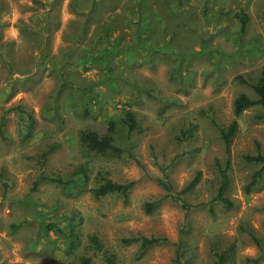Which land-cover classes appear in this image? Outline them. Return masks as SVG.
<instances>
[{"label": "rangeland", "instance_id": "374dc122", "mask_svg": "<svg viewBox=\"0 0 264 264\" xmlns=\"http://www.w3.org/2000/svg\"><path fill=\"white\" fill-rule=\"evenodd\" d=\"M263 65L264 0H0V264H106V253L115 264H177L179 254V264H217L223 251L224 264H264V177L244 192L259 166L243 156L264 153L259 105L237 118L230 145L234 206L213 200L226 159L219 128L239 93L257 97L235 77L255 83ZM19 104L35 121L29 135L8 110ZM109 121L139 164L80 142ZM106 179L135 181L126 201L93 194ZM138 235L167 241L122 242Z\"/></svg>", "mask_w": 264, "mask_h": 264}, {"label": "trees", "instance_id": "16d2710c", "mask_svg": "<svg viewBox=\"0 0 264 264\" xmlns=\"http://www.w3.org/2000/svg\"><path fill=\"white\" fill-rule=\"evenodd\" d=\"M237 18L239 19V22L241 24V28L244 29L247 21L246 15L242 13H237L236 14ZM61 78V77H60ZM62 79V78H61ZM235 79L238 80L240 83H245L248 86L252 88L254 93L256 94V98H250L247 94L241 92L239 93L233 100V115L234 118L232 121L224 128H219V133H220V138L224 144L225 148V153H226V159L224 166L222 167L218 161H216V166H217V171L219 172V175L221 177L219 187L217 189V193L214 196L213 200H218L222 202L226 207L232 208L234 206V203L224 195L226 188H227V183H228V174L227 171L230 168V145L233 137L237 133L238 129V122L237 118L243 113L244 110H246L249 107H252L254 105H259L262 107L263 111L260 113H257L255 116L257 119H264V65L261 68L260 71V77L255 83H249L244 79L242 75H237ZM8 110L10 111H17L21 116H25V120L27 121L25 128H26V134L29 135L31 132V129L35 123L34 118L32 114L23 106V105H16ZM3 120H4V115L2 116L0 120V139L5 140V135L3 134ZM122 122H124L127 125L128 132H132L134 128L136 127V120L133 116V113L131 111H126L122 117ZM113 131H114V122L109 121L107 130L104 134H98L97 132L93 130H81L79 132V140L80 142L86 146L87 149L94 151L99 154H115V155H121L123 153H127L129 157L135 158V155L130 149H124L121 148L113 143ZM186 137L191 136L192 134V129H187L183 133ZM257 152L255 154H245L243 157L247 162L254 163L259 166L258 169L253 171L251 174L249 181L245 184L244 186V192L249 193L252 188L257 186L258 182L264 177V153L260 151L259 146L257 145ZM136 162L139 164V161ZM163 173V178L160 179L159 182L164 186V188L167 191H170V185L166 181L165 183V170L163 167H160ZM198 174L195 178H193L187 186H185L180 193L187 191L197 180ZM135 181L131 180L128 182L124 183H119V182H114L110 179H106L103 181L100 185H98L95 188H92V192L95 196L101 197L105 196L107 194H119L122 195L124 200L126 201L128 198L129 191L133 187ZM167 197L171 196L170 193L166 194ZM179 196V195H178ZM156 203L151 202L148 203L146 202L144 204L145 210L147 213L150 212L152 206H154ZM184 208H187L185 203H182ZM209 211L212 213V209L210 208ZM53 228L52 225L47 224L45 226V230L49 231ZM89 241L91 244H93L98 250L102 248V244L99 241V239L92 235L89 237ZM167 238L166 237H146V236H134V237H129V238H124L122 239L123 243H136L139 242L140 248H147L149 246H152L157 243L161 242H166ZM177 247V254L181 250L180 242L176 243ZM181 254L176 256V262L179 264V259H180ZM264 256V254H263ZM104 259L106 264H115V255L112 253H106L104 255ZM226 261V255L225 252L223 251L218 255V261L217 264H224ZM79 264H94L93 260L90 256L82 255L79 260Z\"/></svg>", "mask_w": 264, "mask_h": 264}]
</instances>
